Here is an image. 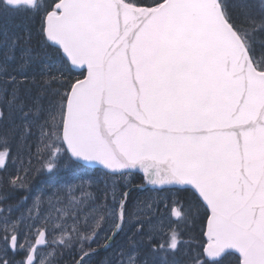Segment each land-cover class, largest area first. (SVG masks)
<instances>
[{"label": "snow or ice", "instance_id": "1", "mask_svg": "<svg viewBox=\"0 0 264 264\" xmlns=\"http://www.w3.org/2000/svg\"><path fill=\"white\" fill-rule=\"evenodd\" d=\"M20 15L39 26L0 31V264H264V0H0ZM33 129L62 179L4 204ZM134 171L154 195L130 209Z\"/></svg>", "mask_w": 264, "mask_h": 264}, {"label": "trees", "instance_id": "2", "mask_svg": "<svg viewBox=\"0 0 264 264\" xmlns=\"http://www.w3.org/2000/svg\"><path fill=\"white\" fill-rule=\"evenodd\" d=\"M258 1L259 0H250V2L256 3V4H258ZM38 26H39L38 17L30 18V17H26L22 15L12 16V17H0V31L6 30L9 34H23L26 31H31L33 34H35ZM33 43H35V40H33ZM0 61H3V50L2 49H0ZM14 67H15V64L10 62L9 71L11 72L12 75L16 76L17 80H21L22 76L12 71ZM26 74L30 77L31 69L26 70ZM76 75H78V73H73V76H76ZM5 79H7V77L0 76V87H3ZM26 87H28V85H22V91ZM33 132H34V135L29 138V143L32 145L31 151L29 152L28 150H26L22 156L25 166H29L28 160L31 159L30 167L32 168L33 171L30 174L29 186L27 189L23 191L9 192L8 199L4 201V204H15L17 202H20L23 197L27 196L35 188L37 184L41 183L42 181H45L46 179L49 180L50 173L48 174L47 172L37 173L35 171V169L40 167V160L36 156L39 133L36 129H33ZM12 153L14 157L17 155L15 145H13ZM19 165H20L19 160H17L15 164L12 161H9L8 162V173L15 174ZM6 175L7 174L5 172L0 170V177H4ZM134 178H135L134 179L135 184L143 183V179L140 176L136 175ZM3 183L4 181L0 180V193L4 191ZM0 206H3V205H0ZM193 222L195 223L197 227H201V224L199 221L194 220ZM184 237L189 242L191 248H195V246L191 245L192 242H195V239L199 243L202 239L201 233H199L198 235H194V234L190 235V233L185 230H184ZM17 259H19V257H17Z\"/></svg>", "mask_w": 264, "mask_h": 264}, {"label": "rangeland", "instance_id": "3", "mask_svg": "<svg viewBox=\"0 0 264 264\" xmlns=\"http://www.w3.org/2000/svg\"><path fill=\"white\" fill-rule=\"evenodd\" d=\"M258 3H259V1H258ZM90 174H93L94 175V173H90ZM61 179H62L61 175L50 174L49 180L46 179L45 181H42L41 183L37 184L35 186V188L27 195L28 200L24 204V207L26 208L28 205L31 204L32 195H34L35 192H36V190L39 189L43 184H54V183L60 182ZM133 179H135V178L133 177ZM122 183H123V181H122ZM130 184H131V176L128 177V186H129V188L131 186ZM149 195H154V193L142 192V191H138L137 192L135 190L130 191L129 208L131 209V207L133 206V204L135 203V201L137 199L144 198V197L149 196ZM184 230L185 231H188L190 233V235H193V234L194 235H198L199 233H201V227H197L194 222H192ZM103 236H104V233L102 232L101 233V238ZM187 237H188V235H187ZM118 239H119V237L117 238V240ZM183 239L187 241V239L184 236H183ZM101 243H102V239H101ZM198 244H199V242L196 239H195V242H192L191 243V245L192 246H195V247H197ZM93 247H95V245H93ZM113 247H115V243H113ZM111 251H112V249L109 248L105 252L99 253V254L95 255L93 258H91L90 264H96L97 262L100 263L106 257L109 256V254L111 253ZM61 259H66V262H68L69 264H73V253L72 252H66Z\"/></svg>", "mask_w": 264, "mask_h": 264}, {"label": "water", "instance_id": "4", "mask_svg": "<svg viewBox=\"0 0 264 264\" xmlns=\"http://www.w3.org/2000/svg\"><path fill=\"white\" fill-rule=\"evenodd\" d=\"M133 173H138V174H140V175H142L143 176V174L142 173H139V172H133ZM146 188V186H144V187H142V189H145Z\"/></svg>", "mask_w": 264, "mask_h": 264}]
</instances>
